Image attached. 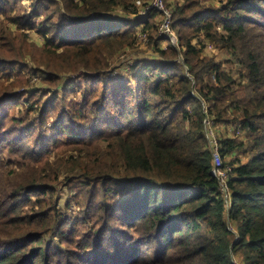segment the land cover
Listing matches in <instances>:
<instances>
[{"label":"trees","instance_id":"trees-1","mask_svg":"<svg viewBox=\"0 0 264 264\" xmlns=\"http://www.w3.org/2000/svg\"><path fill=\"white\" fill-rule=\"evenodd\" d=\"M199 2L184 0L172 11L176 44L149 21L151 15L155 20L160 15L154 8L145 19L103 17L115 6L125 8L126 0H80L78 15L58 21L50 36L43 34L40 65L54 75L84 68L88 78L98 80L91 90L97 92L99 83L101 90L93 96L86 88L69 90L73 105L64 109L68 95L58 85V76L50 100L41 105L27 101L25 113L39 122L35 134L39 132L41 141L36 144L37 134L31 149L5 143L20 160L14 162L16 169L12 167L0 200L23 194L33 207V196L45 198L46 208L30 219L48 223L54 213L63 224L70 217L58 211L59 199L54 201L57 184L79 180L87 187L85 213L94 209L91 230H86L80 247L62 250L63 264H237L235 254L244 264H264V0H217V8L199 7ZM138 28L164 59L159 65L137 62L129 66L128 76L109 78V58L134 43ZM200 35L225 49L236 64L240 95L227 105L224 90L230 91L227 84L236 81L220 63L200 58L204 47L192 43ZM163 41L171 58L183 55L186 73L167 67L178 62L159 48ZM197 81L201 85L196 95ZM201 100L211 103L203 106ZM55 102L58 112L47 128ZM234 113L240 119L224 127L219 137L217 123H227V115ZM206 118L215 127L221 157L239 145L230 132L239 135L246 129L249 136L255 134L246 162L223 161L231 167L226 182L230 198L211 173ZM12 120L22 124L21 119ZM26 132L30 140L35 135ZM41 244L36 236L14 238L0 227V264H59L49 243Z\"/></svg>","mask_w":264,"mask_h":264},{"label":"rangeland","instance_id":"rangeland-1","mask_svg":"<svg viewBox=\"0 0 264 264\" xmlns=\"http://www.w3.org/2000/svg\"><path fill=\"white\" fill-rule=\"evenodd\" d=\"M126 1L125 8L123 6H115L112 11L103 15V17L127 21L135 20L137 17H143L142 19H145L151 9L150 6L153 0H146L145 4L138 0ZM183 1L162 0L165 9L171 13V18L168 21V30H165V26H163L165 18L161 13L156 20L154 18L155 15L149 17V21L157 25L158 31H166L162 35L167 34L173 38L172 43L174 44L177 43V32L176 29L171 28V23L174 21L172 11L177 6L184 4ZM80 5V0H0V194L4 191L6 181L11 178L12 167H15L14 162L20 160L19 154L12 155L9 153L7 150L8 146L6 145L7 142L10 140L14 149L21 148L22 146L29 149L32 146V138L35 139L37 134L36 144L39 143L38 140L41 141L39 132L37 131V134H35L39 122L35 124V119L32 114L25 113L27 101H34L38 105H41L43 101L45 103L46 99H51L53 91L57 89L56 77L58 76L61 77L58 85L62 84L64 87L63 93H66V95H68L69 90H73L77 86L81 90L86 88L90 92V96L98 95L101 90V83H99L98 90L95 88L97 92L91 90L93 84L98 85V80L88 78L87 76L90 73L85 71L84 68H80L74 74L60 71L58 72L59 74L54 75L50 72L51 70H48L44 65H40L42 61L41 48L44 44L45 37L53 33L54 30H51V28L55 27L58 21L64 18H70L73 15H78L79 12L75 8ZM219 5L217 0H202L198 3L199 7L217 8ZM190 12L188 11L187 13ZM129 23V27H132L133 24L131 22ZM73 26H77V29H79L80 24L73 22ZM179 27H181L180 24H178ZM139 29L134 34L135 40L131 46L126 47L124 50L117 52L109 58V65L105 70V75L109 78H114L118 75L128 76L129 66L137 62H151L154 65H159L158 63L164 59L163 55L157 52L158 48L154 41L147 39L145 35L140 33ZM44 33H46V36L43 35ZM140 34L144 37L141 40L138 39ZM129 37L131 42L133 35L129 34ZM192 43L196 45L197 49L202 50L204 47L203 53H200V58H206V61L212 60L213 62L220 63L221 69L230 72L233 79H235V83L227 84L230 87V91L228 88L224 90L226 100L223 101V104L227 105L233 97L240 95L238 89L241 81L237 79L234 59L225 49L217 47L212 41L206 40L202 35L194 38ZM159 48L170 57L169 50L166 47V41L161 42ZM165 57L168 58L166 55ZM188 57L192 59L191 56ZM99 59L101 58L99 57ZM169 59H172L171 61L173 63L175 61L178 62V66L172 64V62L167 66L173 73H186L183 64V55L178 54L177 59L171 57ZM63 70L65 71L66 69ZM203 79L204 81L207 80V76H204ZM195 84L193 93L197 95L198 93L196 91L200 89L201 84L199 81L195 82ZM71 97L70 95L66 97L64 109L67 107L70 108L73 105ZM75 99V101L79 99V93L75 94ZM201 103L203 106H207L211 101L201 100ZM58 104L59 102H55V105L50 109V111L52 110L49 114L50 117L45 122L47 128H49L53 120L54 113L58 112ZM44 106H47V104ZM227 116L229 117L226 118L230 119L227 123L221 122L216 125L219 127V137H223L224 132L222 129L224 127L229 128L231 123L240 119L238 113ZM12 117L14 119H21L22 124L13 121ZM212 127L215 128L213 125ZM31 128H34L35 131L30 132ZM43 129L46 128L44 127ZM26 131L35 134L30 136L31 140L28 138ZM51 133L52 130H49L48 135ZM248 133L246 129L239 135L230 132L231 139H234L239 145L222 157L225 163H244L249 159L252 154V138L255 137V134L249 136ZM11 138L19 139L18 141L20 142L12 141ZM27 141L30 143L25 145ZM55 192L56 196L54 197V201L59 199L57 205L58 211L61 209V212L65 213L63 215L64 217H70L63 224L61 222L62 218L56 222L54 213L50 214L47 220L49 221L48 223L44 219L32 221L30 219L32 216L37 215L39 211L46 208V205L42 202L45 198L33 196L31 198L33 207H30L27 203L26 195L22 194V196L18 197L7 196L5 200H0V227L9 229V233L13 232L14 238L31 235L36 236L42 244L49 243L47 247L52 253L54 261L63 264L59 260L62 250L69 249L72 252L82 245L83 242L81 240L83 235L87 233L86 230H91L92 222L90 221L93 218L91 211L94 209L90 208L85 213L88 207L86 200L88 195L87 187H83V184L79 180L57 184ZM18 193L16 195L20 194ZM223 195L226 197L225 194ZM65 199H70V206L66 210L63 207ZM54 201L50 202V207L54 206ZM30 221H32L35 227L32 226ZM37 221L38 224L35 223ZM77 221L78 223L75 224ZM26 222L31 224L26 226ZM56 225H59L60 229H57ZM229 226L233 229L234 223L232 222ZM235 233L237 234V232ZM32 243L33 245L36 244L34 242ZM148 256L152 255L148 254ZM234 260L237 264H244L241 261L240 254H235Z\"/></svg>","mask_w":264,"mask_h":264},{"label":"built area","instance_id":"built-area-1","mask_svg":"<svg viewBox=\"0 0 264 264\" xmlns=\"http://www.w3.org/2000/svg\"><path fill=\"white\" fill-rule=\"evenodd\" d=\"M198 1H202V0H198ZM150 8L156 9L157 11H159L164 16L165 22H164L163 26H165V30H168V21L171 18V13L169 12V10L165 9V7L162 3V0H153ZM159 31L161 34H164L166 32V31L163 32L164 30L163 31L159 30ZM140 35L138 37L139 40L144 38L143 37L144 34L141 36ZM166 35L167 34H165V36ZM168 37L170 38L171 41L173 40L172 37H170V36H168ZM204 124H205L206 137L208 139V145H209L210 151L212 153L213 167H212L211 173L213 174V176H215L218 179L221 192L223 194H225L227 197H229L230 192L228 190L226 182L228 179V174L231 171V167L229 165L225 164L222 160V157H221L220 152H219L218 136L216 135L215 130L212 127V125H213L212 121L209 120L208 118H206L204 120ZM228 201H229V199H228Z\"/></svg>","mask_w":264,"mask_h":264}]
</instances>
